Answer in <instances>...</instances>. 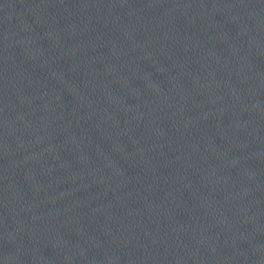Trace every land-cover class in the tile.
I'll list each match as a JSON object with an SVG mask.
<instances>
[{
	"label": "water",
	"instance_id": "95a60500",
	"mask_svg": "<svg viewBox=\"0 0 264 264\" xmlns=\"http://www.w3.org/2000/svg\"><path fill=\"white\" fill-rule=\"evenodd\" d=\"M0 155L65 264H264V0H0Z\"/></svg>",
	"mask_w": 264,
	"mask_h": 264
}]
</instances>
